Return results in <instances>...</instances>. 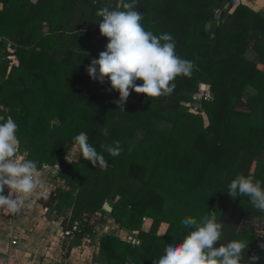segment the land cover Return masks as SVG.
<instances>
[{
    "label": "trees",
    "instance_id": "obj_1",
    "mask_svg": "<svg viewBox=\"0 0 264 264\" xmlns=\"http://www.w3.org/2000/svg\"><path fill=\"white\" fill-rule=\"evenodd\" d=\"M227 2L138 0L145 29L170 33L176 53L194 68L176 77L172 93L149 99L130 91L118 106L119 93L91 80L85 68L107 43L96 11L123 0H0V119L17 122L18 154L54 168L80 132L97 151L120 142L119 156L104 152L107 169L81 154L63 162L58 177L69 190L58 189L48 201L57 202L59 215L70 212L65 230L78 238L95 234L92 218L107 215L110 204V216L131 234L100 238L105 264H152L165 244L182 238L183 218L208 211L216 212L222 243L244 241L245 255L264 264V237L238 231L244 217L264 213L247 196L227 194L238 174L264 181V71L245 55L256 34L253 50L264 66V11L242 4L231 11ZM202 85L211 99L197 101L193 112ZM249 87L256 93L245 101ZM163 123L172 124L169 133ZM144 217L168 224L165 235L144 231ZM132 239L142 243L133 246Z\"/></svg>",
    "mask_w": 264,
    "mask_h": 264
},
{
    "label": "clouds",
    "instance_id": "obj_2",
    "mask_svg": "<svg viewBox=\"0 0 264 264\" xmlns=\"http://www.w3.org/2000/svg\"><path fill=\"white\" fill-rule=\"evenodd\" d=\"M137 4L138 0H123L119 8L104 6L95 13L100 18L96 22L100 35L107 43L85 71L91 80L100 84L107 81L109 90L119 93L118 106L125 104L130 91L149 99L170 94L176 77L190 75L194 68L191 61L176 53L170 33L156 35L145 29ZM18 127L11 116L0 119V208L10 213L31 206L26 198L38 188L46 187L44 179L39 177L36 161L17 162ZM101 134L107 137L108 128L101 127ZM72 140L82 159L96 168L107 169L104 152L116 157L122 151L119 141L101 144V151H97L85 132ZM227 194L233 199L247 196L253 207L264 213V181L238 174L228 183ZM181 224L185 230L182 238L165 244L162 254L153 258L152 264H258L261 259L257 255H245L248 244L244 241L221 242V224L217 222L216 212L208 211L199 219L185 217ZM141 243L139 239L131 240L133 246ZM259 248L264 250V243Z\"/></svg>",
    "mask_w": 264,
    "mask_h": 264
},
{
    "label": "crops",
    "instance_id": "obj_3",
    "mask_svg": "<svg viewBox=\"0 0 264 264\" xmlns=\"http://www.w3.org/2000/svg\"><path fill=\"white\" fill-rule=\"evenodd\" d=\"M240 4L257 12L264 11V0H228L226 9L233 11ZM48 32L49 29L47 32L44 31ZM259 39L256 34L249 37L250 46L245 55L248 60L257 62L264 71V66L259 63L258 54L253 50ZM2 60L4 56L0 54V62ZM246 91L251 95L256 93L251 87ZM75 148L76 146L70 147L67 156L60 159L54 168L37 163L39 177L44 179L46 187L38 188L26 198L31 206L24 207L17 213L0 208V264H105L99 256L100 238L113 235L126 239L131 234L130 231L121 229L110 216L111 212L105 209L108 214L96 226L95 234L91 237L78 238L65 230L64 222L69 219L70 212L64 210L63 214L59 215L56 211L57 202L48 205L51 195L58 189L65 192L69 190L65 182L58 177V172L63 162L78 160L80 151H75ZM16 159L20 162L24 156L17 152ZM167 229L168 224L152 219L143 225L144 231L159 236H164ZM238 231L264 237V217L256 215L244 217ZM14 238H18L20 242L13 247L11 241Z\"/></svg>",
    "mask_w": 264,
    "mask_h": 264
},
{
    "label": "rangeland",
    "instance_id": "obj_4",
    "mask_svg": "<svg viewBox=\"0 0 264 264\" xmlns=\"http://www.w3.org/2000/svg\"><path fill=\"white\" fill-rule=\"evenodd\" d=\"M48 29H49V26H48V25H44V31L47 32ZM251 40H252V39H251ZM7 58H8V57H7ZM9 59H10V57H9ZM250 95H251V94H250L248 91H246V92H245V98H244V100L246 101V99H247ZM197 108H198L197 104H196V105H193V106H192V111H193V112H197ZM171 128H172V124H169V123H163V124L160 126V129H161L162 131L166 132V133H169L170 130H171ZM108 206H110V204H108ZM105 216H106V215H105ZM103 218H104V215L97 214L96 216H94V217L92 218V223H94L95 226H98V224L101 222V220H102ZM66 222H67V220L64 222V226L66 225Z\"/></svg>",
    "mask_w": 264,
    "mask_h": 264
},
{
    "label": "built area",
    "instance_id": "obj_5",
    "mask_svg": "<svg viewBox=\"0 0 264 264\" xmlns=\"http://www.w3.org/2000/svg\"><path fill=\"white\" fill-rule=\"evenodd\" d=\"M206 86V89H205V91L203 92V94L200 96V92L195 96V103H194V105H196V102L197 101H200V100H202V99H205V100H210L211 99V92H210V89H209V86H207V85H205ZM200 91H201V89H200ZM198 106V105H197ZM150 218H148V217H144L143 218V225H145L147 222H148V220H149ZM79 227V223L78 222H76L75 223V225H74V230H76L77 228ZM19 239L18 238H14L12 241H11V245L14 247V246H17V245H19ZM9 255H11V253L9 254Z\"/></svg>",
    "mask_w": 264,
    "mask_h": 264
},
{
    "label": "water",
    "instance_id": "obj_6",
    "mask_svg": "<svg viewBox=\"0 0 264 264\" xmlns=\"http://www.w3.org/2000/svg\"><path fill=\"white\" fill-rule=\"evenodd\" d=\"M205 89H206V86L205 85H202V87H201V91H200V96L203 94V92L205 91ZM105 209L107 210V211H112V208H110L109 206H106L105 207ZM90 215V214H89Z\"/></svg>",
    "mask_w": 264,
    "mask_h": 264
},
{
    "label": "bare ground",
    "instance_id": "obj_7",
    "mask_svg": "<svg viewBox=\"0 0 264 264\" xmlns=\"http://www.w3.org/2000/svg\"><path fill=\"white\" fill-rule=\"evenodd\" d=\"M75 151H79L78 147L75 148Z\"/></svg>",
    "mask_w": 264,
    "mask_h": 264
}]
</instances>
